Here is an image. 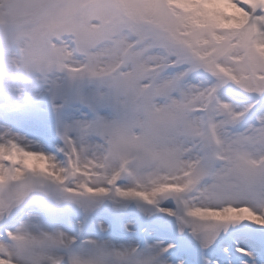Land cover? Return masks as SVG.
I'll return each mask as SVG.
<instances>
[{"label": "snow or ice", "instance_id": "obj_1", "mask_svg": "<svg viewBox=\"0 0 264 264\" xmlns=\"http://www.w3.org/2000/svg\"><path fill=\"white\" fill-rule=\"evenodd\" d=\"M0 264H264V0H0Z\"/></svg>", "mask_w": 264, "mask_h": 264}]
</instances>
